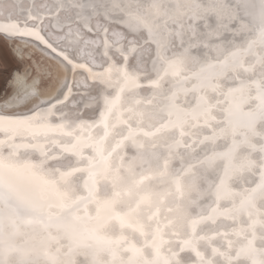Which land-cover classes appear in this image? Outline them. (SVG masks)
<instances>
[{
  "label": "snow or ice",
  "instance_id": "1",
  "mask_svg": "<svg viewBox=\"0 0 264 264\" xmlns=\"http://www.w3.org/2000/svg\"><path fill=\"white\" fill-rule=\"evenodd\" d=\"M4 51L17 63L0 58L14 86L0 98V264H264V0H11ZM78 78L110 85L104 108L173 170L171 205L153 209L135 181L101 196L99 151L51 166L60 156L41 138L62 133L58 110L85 95ZM133 90L149 95L121 109Z\"/></svg>",
  "mask_w": 264,
  "mask_h": 264
},
{
  "label": "bare ground",
  "instance_id": "2",
  "mask_svg": "<svg viewBox=\"0 0 264 264\" xmlns=\"http://www.w3.org/2000/svg\"><path fill=\"white\" fill-rule=\"evenodd\" d=\"M26 3L33 0H25ZM36 3H47V0H35ZM2 13L9 11L11 0H0ZM95 27V21L93 22ZM139 70L144 71L143 66ZM23 71V68L21 69ZM15 75V72L14 74ZM80 87L85 89V95H77L66 108L58 110L57 120L63 125L61 134L49 136L44 139L48 145L51 155H59L60 159L52 162V167L70 168L74 166H85L86 157L96 155L97 151L103 154V158L110 165V179L102 180L97 186V191L101 196L109 194L113 183L122 190H127L129 185L135 181V189L139 194H150L152 196V208H161L165 204L171 205V199H166V194L170 191L168 177L173 171L165 168L158 160L157 153L151 148L150 141L145 139L143 149H138L128 139L129 125L121 117L120 110L109 112L103 106V98L106 94H115L108 84H98L95 88L87 86L82 78H78ZM13 85L10 83V94L13 95ZM46 88L47 85H44ZM149 95L147 90L137 92L135 90L125 93L121 100V109L129 107L132 97ZM3 99H7V97ZM140 111L144 112V126L151 129L158 120L151 112L141 106ZM175 132H168L167 138L171 139ZM61 146L71 149L75 146L78 152L73 156L71 151H61ZM79 161V165H77ZM70 189L76 187V182L68 185ZM135 197L125 196L120 201L121 208H127L134 203ZM150 209H142L140 217L143 218ZM118 226L112 225L110 232H117ZM130 240L141 242V237L129 231L127 233ZM146 254H151V250L145 249Z\"/></svg>",
  "mask_w": 264,
  "mask_h": 264
},
{
  "label": "rangeland",
  "instance_id": "3",
  "mask_svg": "<svg viewBox=\"0 0 264 264\" xmlns=\"http://www.w3.org/2000/svg\"><path fill=\"white\" fill-rule=\"evenodd\" d=\"M0 58H3L7 63L10 64V66L15 70L16 67V59L11 56V54L7 51L0 52ZM26 65H20V69L24 68ZM15 71H13L14 74ZM8 74L7 72L3 73V75H0V98H4L8 96L11 92L10 90V81L11 76L8 77V79H5Z\"/></svg>",
  "mask_w": 264,
  "mask_h": 264
},
{
  "label": "clouds",
  "instance_id": "4",
  "mask_svg": "<svg viewBox=\"0 0 264 264\" xmlns=\"http://www.w3.org/2000/svg\"><path fill=\"white\" fill-rule=\"evenodd\" d=\"M2 11H3V9H2V8H0V14H2Z\"/></svg>",
  "mask_w": 264,
  "mask_h": 264
}]
</instances>
